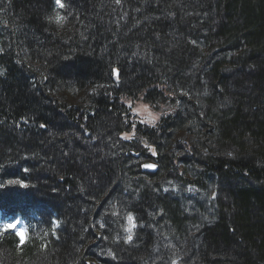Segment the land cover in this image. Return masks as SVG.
I'll return each mask as SVG.
<instances>
[{"label": "trees", "instance_id": "16d2710c", "mask_svg": "<svg viewBox=\"0 0 264 264\" xmlns=\"http://www.w3.org/2000/svg\"><path fill=\"white\" fill-rule=\"evenodd\" d=\"M62 3L0 0V264H264V0Z\"/></svg>", "mask_w": 264, "mask_h": 264}, {"label": "rangeland", "instance_id": "374dc122", "mask_svg": "<svg viewBox=\"0 0 264 264\" xmlns=\"http://www.w3.org/2000/svg\"><path fill=\"white\" fill-rule=\"evenodd\" d=\"M80 98H81V96H80ZM80 98H78V97H72L71 96L70 97V101L73 102V103H80L81 102V99ZM145 108L147 109V111L144 110ZM137 112H138V115L140 116L141 120L143 122H145V123H148V124H156V122L159 120V117L161 116V114L154 112L150 108V106H148L146 104H139L138 107H137ZM153 117H155L154 120H153ZM151 161L157 163L156 160L151 159ZM164 185H165V189L167 191L173 190L172 192H173L174 196H178L179 198L182 197V195H183L182 194V190H181V188L179 187V185L177 183L169 181L168 183H165ZM189 191H190V193L191 192L193 193L194 191H196L195 192L196 195H198L200 193L195 187H190L189 188ZM169 193H171V192H169ZM189 194H186L184 196L185 197H192ZM213 197H214V195L212 194L211 195V198L213 199ZM200 200H202L204 202L205 196H202L200 198ZM130 216L132 217V219L129 220L127 218V221H126V231H127L128 236L133 237L134 234H135V231L137 229V221H136L135 216H133V215H130ZM13 223H17L18 224L17 228L14 231L16 233L21 232V231H24L25 232V239H26L27 228H26V225L24 224V222H22L21 220H7V221H2L1 213H0V234H1V232H3L4 229H6V226L8 224H13ZM55 224L56 225L57 224L59 225V223L57 221L55 222ZM162 246H163V244H162ZM125 261L128 262V260H125Z\"/></svg>", "mask_w": 264, "mask_h": 264}, {"label": "snow or ice", "instance_id": "6c2138e0", "mask_svg": "<svg viewBox=\"0 0 264 264\" xmlns=\"http://www.w3.org/2000/svg\"><path fill=\"white\" fill-rule=\"evenodd\" d=\"M117 3H119V0H117ZM56 4L63 8L64 7V4L62 3V0H56ZM64 17H61L59 14L56 15L55 17V21L56 23H61L63 21ZM145 111H147V109L145 108L144 109ZM155 119V117H153V120ZM41 127H43V125H41ZM131 137H128V136H125L123 137V139H130ZM129 220L132 219L131 216L128 217ZM18 224L17 223H13V224H8L6 226V229H11V230H15L17 228ZM16 235L18 236L19 240L21 241V243L24 242L25 240V232L24 231H21V232H18L16 233ZM128 240H131V236L128 237Z\"/></svg>", "mask_w": 264, "mask_h": 264}, {"label": "water", "instance_id": "95a60500", "mask_svg": "<svg viewBox=\"0 0 264 264\" xmlns=\"http://www.w3.org/2000/svg\"><path fill=\"white\" fill-rule=\"evenodd\" d=\"M114 72H115V79L118 80L120 72L117 68L114 70ZM142 169L151 173H156L159 169V165L155 162L147 161L142 165Z\"/></svg>", "mask_w": 264, "mask_h": 264}]
</instances>
